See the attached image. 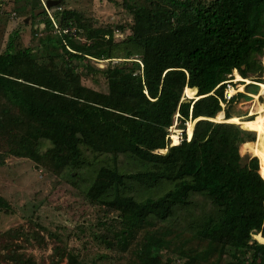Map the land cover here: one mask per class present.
Returning a JSON list of instances; mask_svg holds the SVG:
<instances>
[{
	"label": "trees",
	"instance_id": "obj_1",
	"mask_svg": "<svg viewBox=\"0 0 264 264\" xmlns=\"http://www.w3.org/2000/svg\"><path fill=\"white\" fill-rule=\"evenodd\" d=\"M40 6L44 12L33 11L35 17L47 15ZM123 6L133 21L122 42L114 41L113 29L93 26L74 9L56 16L61 28L75 26V33L53 34V19H44L48 34L41 46L65 52L63 69L39 62L31 48H17L16 31L0 53V150L37 162L47 158L58 171L84 167L82 145L114 159L130 157L135 170L101 166L86 195L123 225L110 246L127 245L136 227L158 225L160 235L145 236L138 264H159L165 250L186 259L183 264L213 256L214 264H264V243L255 237H264V156L240 152L243 142L250 141L242 151L255 142V132L212 119L224 109L234 69L262 82L264 0H123ZM92 58L121 60L98 70ZM88 68L106 77L107 92L82 84ZM187 87L196 97L185 98ZM189 119L195 121L192 138L184 133L181 143L170 145L169 128L175 120L185 128ZM43 140L50 147L42 153ZM132 181L150 192L170 188L138 199ZM0 206L9 208L2 197ZM167 260L173 264V257Z\"/></svg>",
	"mask_w": 264,
	"mask_h": 264
},
{
	"label": "rangeland",
	"instance_id": "obj_2",
	"mask_svg": "<svg viewBox=\"0 0 264 264\" xmlns=\"http://www.w3.org/2000/svg\"><path fill=\"white\" fill-rule=\"evenodd\" d=\"M46 1L0 0V53L6 50L11 37L18 31L19 37L15 42L17 48H31L33 57L39 62L53 61L54 67L63 69L65 64L62 57L65 52L59 49L56 53L50 54L42 48L40 41L48 34L44 29V19L54 18L58 24L56 14L63 9L79 11L93 26L113 29L115 42H122L131 34L130 24L133 16L123 6V0H62L60 4L45 9L47 15L35 17L33 11L36 15L42 14L44 11L39 10L40 4L45 8ZM120 25L124 26V29ZM72 29L77 30L75 26H72ZM53 34L63 33L54 29ZM77 39L85 42L82 37L78 36ZM120 60L92 58L91 65L95 69L104 70ZM262 61L264 62V57ZM93 68L81 71L82 84L107 92L106 77L100 72L92 71ZM231 80H235L234 72ZM244 84L246 86L249 83ZM235 89L238 90L237 83ZM244 89L245 92H238L244 96L236 97L233 102L223 107L222 112L229 111L232 115L246 116L254 106L256 95L264 101V93L261 94V86L257 81ZM192 91L196 94L195 90ZM248 93L256 95L250 96ZM185 98L188 97L185 95ZM218 114L219 112L215 118ZM189 122L192 120L185 121L183 128L180 121L175 120L168 130L167 138L170 145L181 143V137L174 143L173 129L178 128L182 133ZM238 126L255 132L256 140L253 145H256L258 126L244 128ZM186 137L188 138L187 133ZM248 142L250 141L240 145V152L243 155H253L242 153L243 146ZM49 147L50 142L43 140L41 152H45ZM82 149L86 161L84 167L79 170L66 168L61 171L50 167L47 158L37 162L31 158L4 154L0 150V161L3 160L4 163L0 164V197L9 204V208L0 206V264H138L137 256L142 244H145V236L160 235L157 224L147 225L142 228L136 227L127 245L108 244L110 241L113 242V231L121 229L123 225L119 224L117 219L110 220L107 216L110 215L112 218L116 213H109L102 206L91 202L87 198V190L101 166H118L121 172H129L135 170L138 165L125 154L114 159L110 155L89 150L85 145H82ZM129 183L134 189L130 192L138 199L160 195L170 188L168 184H164L150 192L134 181ZM202 199L200 196L196 197L198 202ZM189 236L185 234L183 238L188 240ZM196 244L197 241H193L191 245ZM199 245L201 250L205 247L204 243ZM170 257L174 259L173 264H183L187 261L165 250L159 264H166ZM224 258L226 260L228 256ZM216 259V256H213L200 264H214Z\"/></svg>",
	"mask_w": 264,
	"mask_h": 264
},
{
	"label": "bare ground",
	"instance_id": "obj_3",
	"mask_svg": "<svg viewBox=\"0 0 264 264\" xmlns=\"http://www.w3.org/2000/svg\"><path fill=\"white\" fill-rule=\"evenodd\" d=\"M234 76H235V82L238 84V90L234 89L231 92L232 93H238V92H243L245 84L244 83H251L250 79H246L242 77V74L239 73L237 69L233 70ZM232 77V76H231ZM243 82V83H241ZM261 86V94L264 93V81L259 83ZM185 94L188 97L194 98L195 93L190 89L186 88L185 89ZM260 94V93H259ZM256 101L254 103L253 108L250 111L249 116H253L252 119H246V117H240V116H232L231 118H226L224 113L222 111L219 112L217 118H212L213 120L217 122H228V123H234L241 125L243 127H248V126H258L259 128V135H258V141L256 145L249 144L247 145L242 153H251L256 157L263 158L264 156V101L260 100L259 95L255 96ZM194 126H195V121L189 122L187 124V128L184 130L185 133H187L188 139L190 140L193 135L194 131ZM182 130H179L178 128L173 129V140L174 143L178 142V139L181 137L180 133ZM256 239L264 243V237L259 233L255 235Z\"/></svg>",
	"mask_w": 264,
	"mask_h": 264
},
{
	"label": "built area",
	"instance_id": "obj_4",
	"mask_svg": "<svg viewBox=\"0 0 264 264\" xmlns=\"http://www.w3.org/2000/svg\"><path fill=\"white\" fill-rule=\"evenodd\" d=\"M53 21H54V24H55V27H56V30L59 32V33H75V30L74 29H71V28H61L54 20V18H52ZM235 81L233 80H230V82L227 83L228 87L225 89V92H224V99L223 101H221V105L222 107H225L229 101H231L234 96L237 94V93H232L231 91L235 89ZM183 134L184 132L181 133V141L183 140ZM187 138V137H186ZM188 139V138H187ZM189 140V139H188Z\"/></svg>",
	"mask_w": 264,
	"mask_h": 264
},
{
	"label": "water",
	"instance_id": "obj_5",
	"mask_svg": "<svg viewBox=\"0 0 264 264\" xmlns=\"http://www.w3.org/2000/svg\"><path fill=\"white\" fill-rule=\"evenodd\" d=\"M62 2V0H47L44 5H45V9L48 10L49 8H51L52 6L58 5ZM43 9H40V11H42ZM184 131V129H183Z\"/></svg>",
	"mask_w": 264,
	"mask_h": 264
},
{
	"label": "crops",
	"instance_id": "obj_6",
	"mask_svg": "<svg viewBox=\"0 0 264 264\" xmlns=\"http://www.w3.org/2000/svg\"><path fill=\"white\" fill-rule=\"evenodd\" d=\"M259 84V83H258ZM260 85V84H259ZM248 86H250V85H248ZM246 87V86H245ZM245 90V89H244ZM261 91V90H260ZM243 92H245V91H243ZM250 96H253V95H256V94H252V93H248ZM259 94V93H258ZM224 112V111H223ZM224 115H225V112H224Z\"/></svg>",
	"mask_w": 264,
	"mask_h": 264
}]
</instances>
